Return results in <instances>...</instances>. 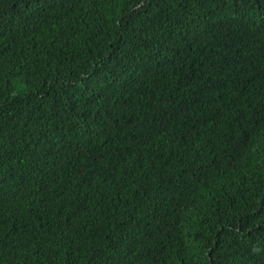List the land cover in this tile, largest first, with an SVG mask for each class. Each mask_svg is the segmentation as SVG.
I'll use <instances>...</instances> for the list:
<instances>
[{"label": "trees", "instance_id": "1", "mask_svg": "<svg viewBox=\"0 0 264 264\" xmlns=\"http://www.w3.org/2000/svg\"><path fill=\"white\" fill-rule=\"evenodd\" d=\"M0 264H264V0H0Z\"/></svg>", "mask_w": 264, "mask_h": 264}]
</instances>
